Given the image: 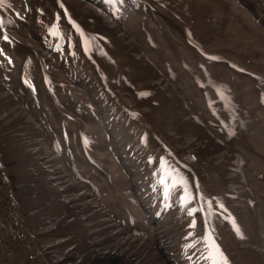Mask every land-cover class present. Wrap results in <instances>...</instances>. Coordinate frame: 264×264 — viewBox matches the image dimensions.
Listing matches in <instances>:
<instances>
[{
  "label": "rangeland",
  "instance_id": "obj_1",
  "mask_svg": "<svg viewBox=\"0 0 264 264\" xmlns=\"http://www.w3.org/2000/svg\"><path fill=\"white\" fill-rule=\"evenodd\" d=\"M48 1L50 2L49 6L51 7V0ZM36 3L39 4V1H10V4L13 6V8H16L18 14L21 12L24 13L26 22L23 23L19 21L20 25L25 24L32 26L31 24L35 22V17L33 18L34 14L32 9L37 7L35 5L33 6V4ZM43 3L46 4V0H43ZM153 3H156L155 6L159 8H152L150 14L148 12V20L147 15L143 14V21L146 32L149 26V32H153L154 36L162 42L168 43V45L166 44L168 49H166V46L162 45L161 48L164 51L170 50L171 53L167 52V54L165 55V59H171L173 61L172 66L174 68H176L175 66H179L177 65V60L175 59V56L172 54L171 50H173L174 44H176L175 42H177L178 44V41L173 38L176 37V33L179 34L181 37V42L180 44H178V46H180L182 50L181 52L178 51V57H184L185 59H188L186 60V63L192 66V72L198 73L197 78L199 80L197 78H191L192 72L188 67H183L184 69L182 68V66L179 67V78L185 85L186 90L192 94L191 97H193L184 100L193 107L194 99H197L201 103V111L203 113H206V117L209 119L210 112L208 114L205 108L206 106L203 93L198 87L200 83L205 84L210 90L208 95L213 102V106L217 111L218 109L222 111L223 117L226 115L225 123L228 125L227 130H224V132L227 134V141H225L224 137H222L223 131L219 129V120H217L216 117L215 121L206 120L207 127L219 133L216 135L220 137H215L214 135L213 137L215 140L221 142V144L213 139L205 137L202 134L203 132L201 133V129L193 128L194 126H196L194 124L191 125L193 130L188 127V132L182 129L183 127H186V125L181 126V128H177L179 130L177 134L187 135V137H184L186 143H192L194 147H205L206 151H203V154L207 155L214 161L222 158H227L228 156L233 155L237 152V154L233 158L231 170H236L237 172H239V169L237 168L239 167V165L237 164V159L241 158L242 160H244L245 163L241 168L243 171L242 178L248 182L249 186H251L255 198L259 201L260 207H262L264 212V0H153ZM132 4H134L133 1ZM87 6H90L88 0H84L81 10L85 11V7ZM128 11L130 15L132 14L133 16H138L134 20L136 28H138L137 18L142 15V12L137 9H135L134 12L131 9H129ZM132 19L126 21V26L127 28H131L133 33L134 25ZM103 20L104 17L98 15V17L96 18H90L85 21H95V23H103ZM139 21L143 26L142 17L139 18ZM148 21L150 23L155 22L156 24H158L162 29L161 32L155 27L150 26ZM35 29L39 30L40 28H32V30ZM137 33L139 44L142 45L144 52L149 54L151 51H153L154 48L148 42L147 36L144 33V28L143 33H141L139 29H137ZM159 33H162L161 38L159 37ZM185 35L188 38H191L192 36L201 43H190L191 45L187 46V49L182 44V40L185 39ZM30 38L33 39V36ZM35 41L38 43L40 48H44L40 44L39 37L35 38ZM26 47L38 50L37 45ZM199 47L202 49H200ZM118 49L119 45L116 44V46L114 47V51L116 54H118ZM201 50L207 52V55H203ZM193 53H196L201 59H199L197 56V60H195L196 55ZM153 63L156 65V67H158V61L156 63L155 60H153ZM161 63L163 65L164 62ZM228 63H230L231 65L228 66ZM17 64L19 67V65H22V62H19ZM113 66L114 69H111L112 74H119L120 72L116 64ZM234 67L244 69L253 74L255 77L249 76L247 74H242L235 70ZM208 69H212V73L206 72ZM80 72L83 73L84 68H81ZM140 73H142L140 72V69L136 68V70H134L131 75L133 77H138ZM165 75L169 76L171 80H175V76L168 75L167 73H165ZM47 77L51 85H55L58 82V77H60L61 80L64 79L63 72L60 69L55 72H48ZM47 77L44 78L45 82L47 81ZM81 78L82 76L77 78L75 80L76 84L74 85L70 83V88H79V83L77 81L81 80ZM15 79H19V77L16 76ZM36 81L37 80H35V82ZM195 84L197 87L195 86ZM92 85L94 86V84ZM37 86L40 89L39 85ZM175 88H177L176 83ZM69 91H71V93L73 94H76V92H74L72 89H69ZM178 92H181V90L179 89ZM222 92H225V94L229 93L232 97V100L228 102L226 97H223ZM55 96H57V98H60L56 91ZM184 96L185 95H183V97ZM62 97L63 95H61V99L63 101L66 100L71 105L78 102V97H73L72 100H64ZM52 98L56 104L57 99L54 96H52ZM26 99L27 94L25 93L23 95V100L24 105L26 104L27 106V112L30 113L34 118L36 116V118L42 123V125H40L38 129L41 130V132L46 133L49 129V121L51 122V117H54V127L55 129L57 128L56 133L61 134V119L58 118V108L49 107L53 111L52 115V113H50V110L46 109L49 105V101L47 99H44L42 103V110L44 111V114H50L51 117H48L49 121L43 124L42 120L39 119L37 109L33 108L29 100ZM130 99L133 100L132 97H130ZM155 101L164 105L168 111H173L172 106L174 105L175 100L171 98L169 99L168 97L163 95L161 91L157 92ZM24 105H22L20 113L18 114V112H16L15 114V111L11 110L10 108L13 106V103H7L3 98H0V112L3 114V118L6 119L5 136L16 137V139H22L24 142L29 144L33 143L32 145L35 148H39L41 150V153L42 155H44L47 162L54 160L48 152V142H50L51 138L45 137L44 141L43 139L42 142L40 141L42 138L41 132H39L37 128L31 127L27 118H32L30 119V121L33 125H36V120L33 119V117H31L30 115L28 117V114L24 110ZM207 107L211 111L208 102ZM70 110L73 111L72 109ZM192 114L193 116L199 118H201L202 115L205 116L202 113V115H199L195 109ZM46 116L47 115H45V117ZM87 117L89 121H87L85 125L90 130L95 131L94 123L91 122L92 120L90 119V116ZM85 119L86 118H84V120ZM194 120L197 121L196 119ZM72 125L77 132L80 130H88L87 127L83 125L82 119H73ZM228 129L230 130L231 134L229 133ZM169 132L176 133L177 130L170 128ZM85 135L87 139L91 140L87 133H85ZM63 140L64 139L61 138V141ZM208 142H211L210 144L212 146L210 148L209 144H207ZM205 144L207 145L205 146ZM185 149H188L187 144H185ZM243 156H245L246 158L244 159ZM108 160L111 171L113 172L111 178L107 177V174L109 172L107 169V173L105 171L106 174H101L99 172L96 173L93 170H91V174L96 176L97 182H94L95 185H97L100 179L103 181L102 183H99L97 191L102 192V197H104L105 202H109L112 205L111 210L116 216V221H118V218H120L119 220L121 222L119 223V226L122 227V230L127 231L130 234L132 232L131 222L134 219L133 215H135V211L130 210L129 208L126 209L122 202H129L127 200L126 191L130 188L126 184L124 175L120 173L119 167L109 157ZM83 166L85 168V172L87 173L89 170H87V167L85 165ZM51 167L55 168L53 169L54 173L59 171L65 174V177H67L64 167H59L57 163L54 166L51 165ZM227 170L228 169H225L222 172H227ZM55 175L57 174L55 173ZM224 176H226L225 173ZM234 181L235 180H233L232 182ZM21 183L23 184V182ZM81 183L83 184V181H81ZM94 183H91V185H94ZM241 183L244 185V182H239L237 185L239 186ZM234 185H236V183H234ZM84 186L87 187V185ZM15 188L18 189L19 187ZM72 188H70L69 190H71ZM223 188L226 189L230 187L227 184H224ZM91 189L94 188L91 186ZM132 189L135 192L138 191L136 190V186H133ZM21 190L24 192L21 194L23 195L22 197L27 198L31 195L30 190H28L27 188H23V185L21 186ZM0 191L2 190L0 189ZM68 192L66 193L68 194ZM80 192L81 191H79V193ZM97 197L98 199H100L99 196ZM117 200H119V204L117 203ZM21 205L22 206L20 208L24 212L30 213L27 217V224L30 226V228L33 226L40 229L39 235H42L44 237H55L54 235L50 236L47 235V233H44L46 230L45 225L51 223L49 220L45 221V214L33 215V205H25V202H22ZM99 206H101L100 203ZM128 212L130 213V216ZM103 214L105 215L107 213L105 212ZM235 214L238 217H244V219L246 218L247 220H250L249 217H251L244 210H235ZM107 222L108 225H110L111 229L112 226L109 223L110 219H107ZM135 223L138 224V222ZM131 236L135 235L131 234ZM242 242L243 241H238V243ZM67 246L68 245L59 244L55 245L51 249L52 252L56 254L57 252L60 253ZM261 250L263 249L259 248V246H257V248L239 247L237 258L245 261L244 257L247 256L248 258H251V263L264 264V255L262 254ZM245 264L247 263L245 262Z\"/></svg>",
  "mask_w": 264,
  "mask_h": 264
},
{
  "label": "bare ground",
  "instance_id": "obj_2",
  "mask_svg": "<svg viewBox=\"0 0 264 264\" xmlns=\"http://www.w3.org/2000/svg\"><path fill=\"white\" fill-rule=\"evenodd\" d=\"M101 19H103V18H101ZM97 20H99V19H97ZM142 22H143L144 33H145V35H147L149 32V26H148V30L146 32V29L144 27L143 16H142ZM103 23L107 24V22H105V20H103ZM112 26L114 28H117V25H115V24H112ZM105 28L111 30V28H109L107 26H105ZM127 29H124L120 34L113 36V41H114L115 46H116V44L119 45V49H118L119 51L117 54L119 59L116 60V66H117L119 72L121 73L125 70H128L130 73H132L134 70H136V68H138V69H140V72L143 73L147 68H151V65H152V67H156V65L153 63V59H150L147 54L139 51L140 48H139L138 42L135 40V37L132 33L131 28H127ZM150 33L151 32H149V34ZM122 38L124 39V41L126 43L125 47H123V45L121 43L120 39H122ZM155 38L158 40L159 43H161V44L164 43L161 40H159L157 37H155ZM164 44L168 45V43H164ZM152 46H154V45L152 44ZM156 46H158L157 41H156ZM26 48H29V47H26ZM30 49H33V48H30ZM156 49H157L158 53L161 54L165 58V55L167 54L168 51L167 52L162 51L159 46ZM131 51H137L138 53L136 55H134L131 53ZM42 57H43V55H42ZM216 58H218V57H216ZM140 60H147L148 62L142 64L140 62ZM184 60H188V59L184 58ZM90 61H91V63H93V59L90 58ZM155 62L157 63L156 60H155ZM175 67L177 70H179V67H177V66H175ZM179 72H180V70H179ZM151 75L156 77L157 71L156 70L154 72L152 71ZM95 76H96L95 73H90V74H87V76L85 77V78L90 77V82H91V84H94V87H96L99 83V79H97ZM85 78L82 76L81 80L77 81L79 83V85H84V84L86 85ZM175 82L177 84V88H175L174 86H172V88H175L174 90L177 92L179 89L181 90V92H178L179 93L178 96L180 97V99L184 105V107L182 106L183 111H184V108H186L188 111H192V112H194V109H195L199 115H202V114L205 115V116L202 115L201 118L204 121H206L205 119H208L206 117L207 115H206V113H203L201 111V103L197 99H194L193 107L190 106V104L184 100V99H187V98L190 99L193 97H191L192 94L186 90L185 85L183 84L182 80L179 78V75L176 78ZM69 89H72L74 92H76L77 96L79 94L80 97L82 98V99H80L78 97L77 103L85 102V103L91 105V104H93V101H96V102L100 103L99 104L100 109L103 113H104V111L112 112L110 120L117 127V130L114 131L116 133L114 138L118 144H121L123 146L122 141L124 142L125 145H131L134 142L141 143V140H139L137 138V134H139L141 136L144 133V130L141 128L139 123H142L143 121L147 120V118H146L147 111H143V116L138 121L139 123H137L136 121H132L131 118L129 117V115L120 109L121 105L125 104V101H123L120 97H118V98L110 97V99L112 101L111 102L109 100H105L102 97H100L96 91V94L92 93L91 97L88 99L84 95V90L81 91V89L76 88V87L75 88H69ZM62 95H63L64 99L72 100V98H73V96L70 94L67 95V94L63 93ZM183 95H185V96L183 97ZM225 95L229 101L232 100L229 93H226ZM52 96L55 97V94L52 93ZM175 96L178 97L177 94ZM155 102L157 103V104H155L157 107H153L150 103V106L152 107V109L155 113L154 115L151 114V117H152V119H154V121L156 119H159V120H157V124L159 126L165 124L167 121L169 123L175 125L176 128H181V126L187 125L186 122H182V121H179L177 119L175 111H168L164 105L159 103V106H158V102L157 101H155ZM91 110L94 111V110H96V108L91 107ZM160 118L166 119L167 121L160 119ZM90 119L92 120L91 122H93L95 125L94 130L96 131L98 136L101 137V133H100L101 125L99 123V120H97L96 118H93V117H90ZM147 122L151 126V129L156 134H158L157 130L155 128V125L150 120H147ZM192 124H188L189 125L188 127L190 129H192V126H191ZM202 132H203V130H201V133ZM7 137L8 138L4 139V143H5L6 150H7V155H5L3 157L4 166L9 167L10 164L12 166L13 163H17V161H19L20 167H18V168L20 169V173L22 175H26V177H27V179H21V178H19V179L22 182L28 181V183L30 185L35 183L37 181V178H38L37 172H39L41 174L44 173V171L41 170L43 168L39 167V165L41 163H47V164H49V163L45 160V157H44V155H42L41 150L39 148H35L32 145L33 143L29 144V143L24 142L22 139H16V137H12V136H7ZM176 137H179V136L168 137L167 139L169 141L173 142V141L178 140V138H176ZM11 139L14 140L15 146L13 145ZM210 143L211 142L207 143V144H209V148L212 146ZM0 144H1V142H0ZM186 144L188 145V149L183 151V153H186L188 155V157H190V158H192L193 156H198L196 158V160H193V164H194V167L196 169L199 168L201 161H205V162H208L211 164V165L210 164H204V167L209 172L210 177L216 181V185L212 189L213 190L217 189L219 187V183H218V180L214 176V172H217L219 170V168L226 161H227V163H230L228 159L235 156L237 152L233 155L228 156L227 158H222V159L214 161L210 157H208L207 155L203 154V151L204 152L206 151L205 147L199 148L198 146L194 147V145L192 143H186ZM207 144H205V146ZM126 148L127 147H122L120 150L121 153L124 155L123 157H124V162H125L126 166H128L130 169L135 168V166L132 163H130L131 160H129V159L131 157H135L136 153L139 154V157H140L139 161L146 164L144 162V159L140 155V150L137 147L131 146L132 150H130L131 151L130 156H129V154H125ZM130 151H128V153ZM243 157L246 158L245 156H243ZM126 159L129 160V162ZM25 164L27 167H22ZM31 166H32V168L35 169V172L34 171L29 172L28 168ZM38 167H39V169H38ZM1 170H2V167L0 166V185H1L0 187L4 188V189H7L8 187L15 188L11 182L6 180L1 175ZM48 171H49V174L47 175V178L51 182L47 181V182L41 183L40 181H37V185L35 187L37 189L38 194L35 191H32L28 187H26L31 192V195L28 196L27 198H31L33 196L38 197L41 199V203L39 204V206H41V205L44 206V207L34 206V211L32 212V214L33 215L45 214V216H46L45 221L49 220L51 222V223L45 225L46 230L44 233L45 234L47 233V235H50V236L54 235L55 237H53V238H58V239L63 238V237H69L68 243L70 246L68 245L67 247H65L60 253L57 252L56 254H54L52 252L51 248H53L55 245H59V244L67 245L63 240H60V241L53 240L50 243H48L49 245H46L45 247L41 248L44 252L43 256L53 254L54 261L48 260L47 261L48 264H122V263H124V261H130L131 259L134 261V264H171L172 263L170 254L178 249L179 241L181 240V237L183 235H185L184 233L181 234V228L182 227L179 225H176L174 230H175V234H177V235L181 234L180 237L179 236L158 235V237H157L158 242H156L155 244L157 246V250L161 251L162 254H161V252H158L156 249H153L151 247V245H149V243L140 242L141 238L138 235L133 233V230L135 228H138V229H139V227L144 228V226L142 224H140V223L136 224L135 223L134 225H132V232L129 234L127 231L122 230V227L119 226L120 225L119 223L121 222L119 220L120 218H118V221H117V223H118V227H117L118 238L117 239L114 237V235H112L110 225H108L107 228H105V227L96 228L93 225V222H91L92 228H93V229H91V235L97 238L94 241V243L84 241V243L81 244V241L78 237H76L74 235L66 236L67 230H70V229L74 230L76 227H81V228L83 227L82 222L85 221V217H79L78 216V210H80L84 215L88 216V218H89V212L87 210L86 205L82 204L79 206V203L82 201L75 200L73 202V205L76 208H74V211L71 214H69L68 216L65 217V213L68 209L67 203L71 204L72 201L67 202L66 199H60L59 197L62 194H65L66 196H68L69 194H67L66 192H68V190L73 187V184H72V182H69L70 180L65 178V174L57 171V172H55L57 175H55V173L53 172V169H50ZM105 171L107 173L106 169H105ZM133 171H134L133 172L134 184H135L136 188H139L142 185H144V183L148 180V176L150 174L148 173L147 170L144 171V173H142L140 175H138L136 169H133ZM143 175H144V178L142 180H140V178ZM10 177L12 178V175H10ZM225 180L233 181L235 179L233 176H226ZM56 182H60L57 185V188L55 186H52ZM49 183H50V185H49ZM43 184H45V185L42 186ZM126 184L130 188V186L127 182H126ZM63 187L65 188V191H64ZM58 188H61V189L59 190ZM17 192L19 194L24 193L21 190V188H18ZM21 196H23V195H21ZM85 197H88V195H87V192L83 189V190H81L80 193H78L77 199H83ZM252 197H253V195H252ZM25 201L26 200L22 199L21 203L25 202ZM117 203L119 204V200H117ZM88 204L92 208H94V206H99V202L95 198L89 199ZM144 204H145V206H146V204L148 205V201H145ZM149 206H150V204H149ZM11 207H13V206H11ZM242 209H244V208L242 207ZM16 210H18L19 213L22 214V218L18 217ZM16 210H13V212H14L13 215H6L5 217H0V251L3 254H7V253L10 254L12 261H9V260H11V258H10L7 261L8 264H16L13 259L17 256V253H18L17 251H14L13 249L9 248V246H6L3 243L4 238L9 233H11L12 239L15 240V241H12L13 242L12 246H15V248L32 249L36 244H38V240L36 239V237L33 238V236H32L33 232L31 230L30 226L27 224V222H28L27 217L30 213L24 212L21 208H18ZM99 210L101 211V213L106 212L105 208L102 206L99 207ZM0 211H1V208H0ZM55 212H58L60 215L55 213ZM128 214L130 216L129 212H128ZM153 214H155V213H153ZM13 224L15 225V229L14 230L10 229V232H9L7 226L13 225ZM55 227H58L57 232H55ZM131 234L135 235V236H131ZM224 238L228 239V240H232L230 237H227V236H225ZM0 258H1V256H0Z\"/></svg>",
  "mask_w": 264,
  "mask_h": 264
},
{
  "label": "snow or ice",
  "instance_id": "obj_3",
  "mask_svg": "<svg viewBox=\"0 0 264 264\" xmlns=\"http://www.w3.org/2000/svg\"><path fill=\"white\" fill-rule=\"evenodd\" d=\"M4 38L7 39L8 37L5 35ZM210 236H211V234H209V237H210ZM213 246L215 247V251L218 252L219 249H218V246H215V242H214V240L212 241V244L210 245V248L213 247ZM209 254H210V256H211V255H212V251H210ZM220 255H221V258L223 259V264H227V262H226V258H223V257H222V254H220Z\"/></svg>",
  "mask_w": 264,
  "mask_h": 264
}]
</instances>
